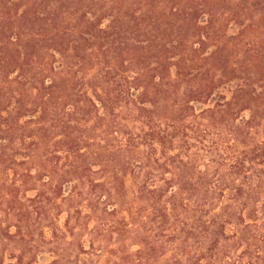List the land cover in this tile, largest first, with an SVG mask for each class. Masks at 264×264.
<instances>
[{
  "label": "trees",
  "instance_id": "trees-1",
  "mask_svg": "<svg viewBox=\"0 0 264 264\" xmlns=\"http://www.w3.org/2000/svg\"><path fill=\"white\" fill-rule=\"evenodd\" d=\"M45 253L264 264V0H0V255Z\"/></svg>",
  "mask_w": 264,
  "mask_h": 264
},
{
  "label": "rangeland",
  "instance_id": "rangeland-1",
  "mask_svg": "<svg viewBox=\"0 0 264 264\" xmlns=\"http://www.w3.org/2000/svg\"><path fill=\"white\" fill-rule=\"evenodd\" d=\"M234 32H236V30H233V28L230 29V31H229L230 34H232ZM224 94L229 98V94L228 93L224 92ZM213 105H214L213 102L210 103V104H208V105H206V106H202V105H198L197 104V105H195L196 113H199L201 110H205L207 108H212ZM161 115H162L161 116L162 119H165L166 120V119L170 118L169 115H166L164 113H162ZM120 119L121 120L118 121V124H119L118 127L122 125V126H125L126 128H129L131 130H133L135 128V124L133 122V119L130 118V116L127 113H124L123 115L121 114L120 115ZM163 122H165V121H163ZM103 131H104L103 128H99L97 130V132H96V138H94V140L92 141L93 143L91 142V144H93V145L100 144V146L98 147V149L95 148L94 150H99L100 151V150H102L106 146V143L104 142V139L101 137ZM112 138H111V140H112ZM94 168H97V167H94ZM110 172H112V170ZM108 180H109V177L107 175L105 178H101V177L96 178L95 179V182H98L100 184H104V183H107ZM125 182H126V188H127V190L130 191V193L128 194V202H129L130 207H131V213L133 215H135L136 212H138V210L142 206H144V205L140 201H138L136 199V196H133V194L131 193V192H133L132 191L133 190V186H132V183H131L130 178H127L125 180ZM68 189L69 188H67L65 191L68 192ZM87 199H88V192H86L85 195L83 196V200L84 201L81 202L79 206H77L80 209V211L82 212V214L84 216L87 215L88 212H89L88 206H87ZM92 201H94L95 203L98 202L94 198H93ZM102 207H103V205L100 206V208H102ZM142 216H143V218H142L141 222L142 223L143 222H147L148 221L146 219L147 212L143 213ZM121 217L122 218H125L129 222V224H130V227H129L130 229L129 230H131V234H132V237L130 239H128L124 243L125 244V247H126V252L129 253V254H134L135 252L141 250V245H140V242H135V239H133V238H135V236H137V234H136L137 231L140 230L139 233H142V231H141L140 228H136V226L134 224L131 225L132 224V221H131V219L130 220L128 219L127 213L125 211L121 213ZM65 220H66V214L65 213H62L57 218V220H54V223L59 228H62ZM98 223H99L98 217H97V219L94 218V217H92V220H89V221L86 222L87 231L84 232V233H80L79 237L76 238V241H79L80 244H82V246L84 247V249H88V244H89V241H90V237H89V235H87L88 234L87 232H90L92 229H94L98 225ZM45 234H46V237L49 238L50 232L46 230L45 231ZM133 235H134V237H133ZM71 240L72 239H69L68 238L67 239V242H71ZM112 247L113 248L114 247L116 248V245H112ZM15 254L18 255V252L16 251ZM6 255H9V254L7 253ZM6 255H0V260L2 259V264H14L15 262L9 260L8 259V256H6ZM38 256H39V258L37 259V263L36 264H47L48 262H50L52 260L51 256L48 253L40 254V255L38 254ZM169 257H170L169 253L166 254L162 258V260H161V262L159 264H163V262H165ZM81 258L85 260V258H87V257L82 256Z\"/></svg>",
  "mask_w": 264,
  "mask_h": 264
}]
</instances>
